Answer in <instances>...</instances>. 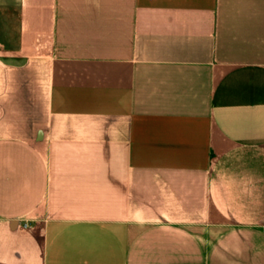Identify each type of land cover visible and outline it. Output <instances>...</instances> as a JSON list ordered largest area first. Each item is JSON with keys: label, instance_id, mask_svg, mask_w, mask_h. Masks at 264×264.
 <instances>
[{"label": "crops", "instance_id": "obj_1", "mask_svg": "<svg viewBox=\"0 0 264 264\" xmlns=\"http://www.w3.org/2000/svg\"><path fill=\"white\" fill-rule=\"evenodd\" d=\"M0 47V264H264V0H19Z\"/></svg>", "mask_w": 264, "mask_h": 264}, {"label": "rangeland", "instance_id": "obj_2", "mask_svg": "<svg viewBox=\"0 0 264 264\" xmlns=\"http://www.w3.org/2000/svg\"><path fill=\"white\" fill-rule=\"evenodd\" d=\"M19 0H0V47L8 48L18 34Z\"/></svg>", "mask_w": 264, "mask_h": 264}]
</instances>
